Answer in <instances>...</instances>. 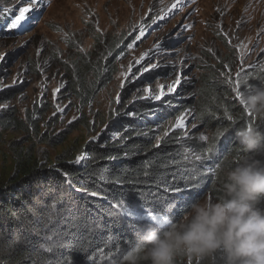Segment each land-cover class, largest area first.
I'll use <instances>...</instances> for the list:
<instances>
[{
	"label": "rangeland",
	"instance_id": "rangeland-1",
	"mask_svg": "<svg viewBox=\"0 0 264 264\" xmlns=\"http://www.w3.org/2000/svg\"><path fill=\"white\" fill-rule=\"evenodd\" d=\"M40 2L42 6L30 13L20 27L9 29L7 25L18 9L26 6L25 0H0V54H5L0 61V105H7L0 113L13 111L22 120L27 114L32 115L40 136L53 142L38 143L34 137L28 143L23 133L0 129V177L6 176L22 156L16 151L18 145L23 152L33 146L34 154L44 165H51L65 151L75 157L74 161L83 155V163L88 159L83 146L103 142L111 124L118 122L114 115L129 117L130 109L143 101L181 103L176 115L166 122L148 119L153 131L158 132L155 145L173 133L207 143L215 131L202 125L194 108L188 107L189 99L196 101L207 69H213L217 81L230 88L229 99L241 110L244 106L237 99V84L243 94L247 86L259 84V74L264 75V0ZM110 42L117 47L114 53L107 50ZM79 57L91 64L97 59H108L113 63L111 71L115 72L87 106L71 90ZM145 67L149 71L145 72ZM90 69L79 67L82 77L89 82ZM178 78L180 84L169 92V86ZM160 85L166 95L155 100L152 97L159 94ZM145 88L151 92H145ZM181 116L183 127L173 128ZM249 117L255 116L251 113ZM60 135L63 137L57 139ZM201 135L207 139L201 140ZM203 198L216 200L208 191L199 199ZM163 199L144 195L141 203L126 202L123 205L137 213L126 219L144 222L138 219L144 214L142 205L171 219L174 203L162 204ZM180 199L171 200L177 203ZM114 211L125 218L120 207L116 206ZM144 223L156 225L151 221Z\"/></svg>",
	"mask_w": 264,
	"mask_h": 264
},
{
	"label": "trees",
	"instance_id": "trees-1",
	"mask_svg": "<svg viewBox=\"0 0 264 264\" xmlns=\"http://www.w3.org/2000/svg\"><path fill=\"white\" fill-rule=\"evenodd\" d=\"M116 48L110 42L107 50L114 53ZM109 62L97 59L91 64L79 57L71 90L82 105L87 106L112 80L115 72ZM79 67L91 68V82L82 77ZM257 77V83L264 81L263 74ZM217 80L214 70L207 69L196 101L189 99L188 107L194 108L199 122L215 131L204 144L173 133L162 137L156 147L158 132L148 119L161 124L175 116L181 103L170 100L167 104L139 102L130 109L133 115L124 119L115 114L118 122L111 124L103 142L83 146L88 155L83 163H74L75 157L65 151L52 166L44 165L33 146L24 152L16 146L22 159L18 157L9 173L0 177V264H120L135 243L134 233L156 225L133 221V227L130 220L115 215L117 205L141 203L144 195L161 196L162 204L174 202L169 215L177 220L203 192L217 200L227 171L243 159L264 161V151L247 153L236 139L237 131L249 124L264 134V121L235 106L229 99L230 88ZM23 119L13 111L2 112L0 129L23 133L28 143L36 137L38 143L52 144L40 136L32 115ZM193 157L199 159L192 162ZM63 173H68L70 183ZM176 187L183 190L177 203L171 200L176 199ZM93 192L94 197L89 195ZM174 264H224V258L219 252L201 259L178 254Z\"/></svg>",
	"mask_w": 264,
	"mask_h": 264
},
{
	"label": "clouds",
	"instance_id": "clouds-1",
	"mask_svg": "<svg viewBox=\"0 0 264 264\" xmlns=\"http://www.w3.org/2000/svg\"><path fill=\"white\" fill-rule=\"evenodd\" d=\"M242 96L264 121V81L247 86ZM236 139L247 153L264 151V134L255 127L238 130ZM221 191L215 201L194 200L177 220L165 217L134 233L120 264H174L178 254L201 259L218 252L224 264H264V161L243 159L227 171Z\"/></svg>",
	"mask_w": 264,
	"mask_h": 264
},
{
	"label": "snow or ice",
	"instance_id": "snow-or-ice-1",
	"mask_svg": "<svg viewBox=\"0 0 264 264\" xmlns=\"http://www.w3.org/2000/svg\"><path fill=\"white\" fill-rule=\"evenodd\" d=\"M25 4H26V6L20 7L18 9V14L11 20L10 24L7 25V27L9 29H16V28L20 27L22 25V23L25 22L28 19V16H29L30 13H32L33 11H37L38 8L42 6L40 0H25ZM157 47H158V45H157ZM4 56H5V54H0V61L4 60ZM152 67H156V65H152ZM144 71L145 72L149 71V68L145 67ZM179 84H180V79L178 78L175 81L174 85L169 86L168 91L169 92L175 91V86L179 85ZM159 87H160L159 94L154 95L152 97L155 100H161L166 95V93L163 90L164 86L160 85ZM144 91L145 92H151V89L145 88ZM236 93H237V99L239 100V103L244 106V111L248 112L247 105H246V103H245V101L243 99V96H242V94H241V92L239 90V84H237ZM3 108H7V105H0V109H3ZM128 114L129 115H133L132 113H128ZM248 115L251 116V112H248ZM228 119L231 120V116H229ZM172 127L173 128H181V127H183V116L177 117L176 122H175L174 125H172ZM248 127L251 128L252 125L249 124ZM165 136H167V132H165ZM200 139L201 140H206L207 137L201 135ZM159 143L160 142L158 140L157 144H156V147H159ZM185 158L188 159L189 157L186 156ZM83 159H84L83 155L77 156L76 160L74 161V163L79 164V163H81V161ZM113 159H115V157H113ZM196 159H199V157H196ZM63 175L65 176L66 181L68 183H70L71 181H70V178L68 177V173H63ZM173 192L175 193V196H176L177 199H180L182 197V195H183V190L180 187L174 188ZM89 195L94 197V196L97 195V193L93 192V193H90ZM149 195H151V193H149ZM117 207L121 208V211H122V213H123L125 218L134 217V216L137 215V213L134 210H131V209L125 207L124 205H117ZM142 209H143V213L144 214L140 215L138 217L139 220H142L144 222L151 221V222H155V223H158V222L159 223H163L165 216L164 215H159V213H158V211L156 209H150L146 205H142ZM129 223H132L133 227H136V225H135V223L133 221H129ZM140 227L142 228L143 225H141ZM49 251H51V249H49Z\"/></svg>",
	"mask_w": 264,
	"mask_h": 264
}]
</instances>
